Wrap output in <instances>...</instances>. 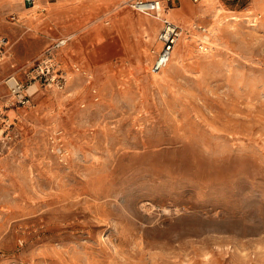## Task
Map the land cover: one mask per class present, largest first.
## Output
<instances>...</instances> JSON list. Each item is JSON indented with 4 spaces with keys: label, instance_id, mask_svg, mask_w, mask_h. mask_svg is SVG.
Listing matches in <instances>:
<instances>
[{
    "label": "rangeland",
    "instance_id": "obj_1",
    "mask_svg": "<svg viewBox=\"0 0 264 264\" xmlns=\"http://www.w3.org/2000/svg\"><path fill=\"white\" fill-rule=\"evenodd\" d=\"M162 1L154 74L130 0H0V264H264V0ZM62 37L64 86L20 103Z\"/></svg>",
    "mask_w": 264,
    "mask_h": 264
},
{
    "label": "built area",
    "instance_id": "obj_2",
    "mask_svg": "<svg viewBox=\"0 0 264 264\" xmlns=\"http://www.w3.org/2000/svg\"><path fill=\"white\" fill-rule=\"evenodd\" d=\"M54 1L56 0H23V4L27 8H32L38 2L44 4ZM129 5L136 12L157 18L163 24L158 34V41L161 43V48L156 53V57L150 66L152 73H158L169 64L177 41L182 33V28L174 21L160 15L162 9L161 0H130ZM11 17L12 20H17L16 14H13ZM200 28L204 32L207 31L206 28ZM66 42V39H60L49 47L44 56H42V58L27 72L25 79H21L15 74H9L5 78V84L10 93L16 97L20 103L24 104L29 102L31 97L39 91L40 88L45 89L51 85H56L59 88L64 86L66 77L64 73L57 68L56 54L57 49ZM8 45V36L0 35V54L4 52ZM31 84L36 85V88L32 92H28V88L33 87Z\"/></svg>",
    "mask_w": 264,
    "mask_h": 264
},
{
    "label": "bare ground",
    "instance_id": "obj_3",
    "mask_svg": "<svg viewBox=\"0 0 264 264\" xmlns=\"http://www.w3.org/2000/svg\"><path fill=\"white\" fill-rule=\"evenodd\" d=\"M161 2H162V9H161V11H160V15L163 17V15H162V13L164 12V2L161 0ZM40 6H42V4L41 3H37L34 7H32V8H38V7H40ZM191 10L192 11H194V12H196V10L191 6ZM180 11V10H179ZM178 10H176V9H172V12H174V15H175V17H176V19L178 18V17H180L181 16V14H180V12H179ZM185 18V17H184ZM251 23V22H250ZM257 23V22H256ZM185 27V26H184ZM188 27V26H187ZM196 27H198L197 25H196ZM199 28V27H198ZM186 29V28H185ZM206 30L207 31H205V32H209V30L206 28ZM184 31H183V29H182V33H181V35H182V37H181V39H180V41H181V43L182 44H184V41H185V38H186V36H185V33H183ZM180 35V36H181ZM180 38V37H179ZM179 40V39H178ZM178 42V41H177ZM177 51H175V54H177L176 53ZM171 58H172V56H171ZM171 60V59H170ZM61 68H65L64 66H62L61 65ZM162 72V70L160 71V72H158V73H154V74H159V73H161Z\"/></svg>",
    "mask_w": 264,
    "mask_h": 264
},
{
    "label": "crops",
    "instance_id": "obj_4",
    "mask_svg": "<svg viewBox=\"0 0 264 264\" xmlns=\"http://www.w3.org/2000/svg\"><path fill=\"white\" fill-rule=\"evenodd\" d=\"M83 7V6H82ZM83 8H85V7H83ZM180 8V7H179ZM173 9H175V8H173ZM170 10H172V8H170V9H168V15H170L171 16V18L172 19H176L174 16H173V14L172 13H170ZM143 19H145V18H143ZM86 20L84 19V20H81V21H78V24H77V26H80V25H82V24H84V22H85ZM149 22H150V24H151V27L153 28L154 26H155V23H156V21L155 20H152V19H149ZM60 39H66L67 40V38H58L57 40H55L56 42L58 41V40H60ZM55 42V43H56ZM54 43V44H55ZM65 45V44H64ZM181 45H182V43H181ZM61 47H63V45L62 46H60L59 48H61ZM58 50V49H57ZM177 53V52H176ZM178 54V53H177ZM177 54H176V56H177ZM175 56V57H176ZM179 57V56H178ZM67 62H68V58L67 57H63V63H65V64H67Z\"/></svg>",
    "mask_w": 264,
    "mask_h": 264
}]
</instances>
